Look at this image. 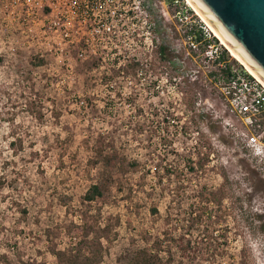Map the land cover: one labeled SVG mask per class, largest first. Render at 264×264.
<instances>
[{
  "label": "rangeland",
  "instance_id": "1",
  "mask_svg": "<svg viewBox=\"0 0 264 264\" xmlns=\"http://www.w3.org/2000/svg\"><path fill=\"white\" fill-rule=\"evenodd\" d=\"M156 33L118 68L0 20V264H83L98 238L93 264H131L158 239L162 264H264V159L224 111L213 66L183 54L162 17Z\"/></svg>",
  "mask_w": 264,
  "mask_h": 264
},
{
  "label": "built area",
  "instance_id": "2",
  "mask_svg": "<svg viewBox=\"0 0 264 264\" xmlns=\"http://www.w3.org/2000/svg\"><path fill=\"white\" fill-rule=\"evenodd\" d=\"M161 17L176 27L183 54L213 66L224 111L246 129L242 134L250 152L264 159V86L224 53V45L185 0H0L1 22L18 26L27 42L64 43L61 52L81 42L78 55L110 53L118 68L130 60L141 63L139 50L152 51Z\"/></svg>",
  "mask_w": 264,
  "mask_h": 264
},
{
  "label": "water",
  "instance_id": "3",
  "mask_svg": "<svg viewBox=\"0 0 264 264\" xmlns=\"http://www.w3.org/2000/svg\"><path fill=\"white\" fill-rule=\"evenodd\" d=\"M222 39L264 82V0H191Z\"/></svg>",
  "mask_w": 264,
  "mask_h": 264
},
{
  "label": "trees",
  "instance_id": "4",
  "mask_svg": "<svg viewBox=\"0 0 264 264\" xmlns=\"http://www.w3.org/2000/svg\"><path fill=\"white\" fill-rule=\"evenodd\" d=\"M197 38L199 37L197 36ZM164 51L165 47L161 46L160 52L163 57ZM223 51L225 54H228L226 49H224ZM38 62L41 61L39 60ZM114 158H116L115 155L109 156V158L106 159V163L110 164V162L113 161ZM107 189L108 186L102 182L92 184L85 192L83 199L87 202L94 201L96 198L102 197ZM161 243L162 240L160 239L156 241V245H158L157 248L159 250L161 248ZM174 243L176 244V249L179 251L182 257L191 259L196 256V248H194L191 245V241L184 236L174 239ZM158 249L154 253L151 251H146L145 249L137 250L135 255L131 258V264H162L163 257L162 255H160V251H158ZM88 252L90 253V255L83 258V260L81 261L83 264H93V262L100 259V257L102 256V247L99 238L97 240H91L88 243ZM63 254L64 253H57V256L60 258ZM167 259L169 261L167 264H169L172 259L171 254L168 255Z\"/></svg>",
  "mask_w": 264,
  "mask_h": 264
},
{
  "label": "bare ground",
  "instance_id": "5",
  "mask_svg": "<svg viewBox=\"0 0 264 264\" xmlns=\"http://www.w3.org/2000/svg\"><path fill=\"white\" fill-rule=\"evenodd\" d=\"M192 9L202 18L203 21L208 25L209 29L213 32V34L220 40L222 45L229 51L232 58L242 64L253 76H255L264 86V82L247 66V64L232 50V48L222 39V37L216 32V30L211 26V24L206 20V18L200 13V11L196 8V6L191 2V0H185Z\"/></svg>",
  "mask_w": 264,
  "mask_h": 264
}]
</instances>
